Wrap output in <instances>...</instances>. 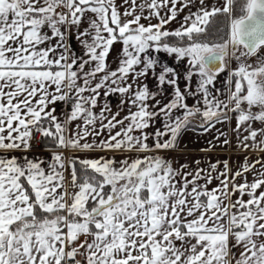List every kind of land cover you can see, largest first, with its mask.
Listing matches in <instances>:
<instances>
[{"label":"snow or ice","instance_id":"6c2138e0","mask_svg":"<svg viewBox=\"0 0 264 264\" xmlns=\"http://www.w3.org/2000/svg\"><path fill=\"white\" fill-rule=\"evenodd\" d=\"M261 50L264 0H0V264H264V178L235 183L261 161L230 178L158 154L232 120L264 153ZM161 54L187 64L183 90Z\"/></svg>","mask_w":264,"mask_h":264},{"label":"crops","instance_id":"0c3cea01","mask_svg":"<svg viewBox=\"0 0 264 264\" xmlns=\"http://www.w3.org/2000/svg\"><path fill=\"white\" fill-rule=\"evenodd\" d=\"M213 3H215V0H213ZM155 22V21H153ZM169 27H178V25L173 22L172 25ZM72 44L74 46V51L77 55L82 54L80 50V46L76 43V41L73 39ZM121 45L116 44L113 46V51L110 53L109 62L110 66L112 68L116 67V64L118 62V55L120 51ZM160 59L162 62L167 63L169 66L176 69V71L180 74V80L179 84L181 87V90L184 89L185 84L187 83L184 79V74L187 71V64L184 61H181L177 63L174 58L168 57L165 54H161ZM226 76L227 72L221 73L217 77V82L215 87L217 89H220L222 92L226 94ZM149 83V87L153 91H160L161 95L157 98L161 100L162 103H166L168 100L172 98V89L168 86H165L164 89L161 91L156 84V81L154 79H150L147 81ZM198 84V77L193 76L191 81V90L195 91ZM220 99H225V95H221L219 97ZM107 100L109 101L113 111H115L119 105L120 97L119 95H112L107 97ZM196 98L195 97H189L187 100V103L191 106L195 103ZM101 104L104 103L103 100L100 101ZM149 103H153L150 101ZM65 109H67V106H63ZM126 112H121V116L125 115ZM200 123L199 118H195L193 120L194 125H198ZM157 127L160 125L157 124ZM236 124L235 121L232 120L228 123H221L217 124L215 128H212L210 131L205 132L204 130L197 131V130H189L183 133L180 142L179 147L174 151H164L158 153L159 155L164 156L165 158H168L172 161L174 168H179L183 164L189 165V168H195V161L200 160L201 167H207V164L209 162H221L219 167L220 170H223V162L227 161L229 165V177L231 178L232 174L235 173L238 170H242V165L245 163V159L247 158V163L249 165L254 164L257 160L261 161V164H264V153L259 152L254 149L249 150H243L241 147L237 146V134L232 131L233 128H235ZM224 132L227 136V139L231 141L228 145H223L222 140L224 137H221L219 141L215 139L219 135V132ZM212 141L216 144V147L212 149L210 152H202V148H207L209 146L208 142ZM151 143V141H149ZM14 155H21V153H13ZM30 157L33 156H39L41 158H50V152L41 149L40 143H34L33 150L28 153ZM65 155H72L71 152H65ZM94 155H105V153H96ZM108 155H112V153H108ZM117 158H121L120 153H115ZM127 155V154H125ZM132 155H145L143 153L141 154H132ZM261 164H255V167L252 168L251 171L244 173L243 176L237 177L235 183L241 184L244 182L245 177L247 178V181L251 183L254 178L260 179L264 177H260L259 173L264 172V168L261 167ZM219 181L214 180L212 185L210 187H215ZM258 191H264V186ZM239 196V193L236 194V196L233 197V200H235ZM246 197V196H245ZM244 197V199H245ZM246 200V199H245Z\"/></svg>","mask_w":264,"mask_h":264},{"label":"rangeland","instance_id":"374dc122","mask_svg":"<svg viewBox=\"0 0 264 264\" xmlns=\"http://www.w3.org/2000/svg\"><path fill=\"white\" fill-rule=\"evenodd\" d=\"M261 55H264V50H261ZM253 59H255V58H253ZM235 67H236V63H235V61H230V62L228 63V68H227L226 72L230 71L231 69H234ZM121 158H122V157H121ZM245 199L247 200L248 197L246 196Z\"/></svg>","mask_w":264,"mask_h":264},{"label":"trees","instance_id":"16d2710c","mask_svg":"<svg viewBox=\"0 0 264 264\" xmlns=\"http://www.w3.org/2000/svg\"><path fill=\"white\" fill-rule=\"evenodd\" d=\"M222 19V18H221ZM197 118H199V117H197ZM195 130H197V131H201V130H203V129H200V128H195ZM40 148L41 149H44L45 150V145L43 144V143H40Z\"/></svg>","mask_w":264,"mask_h":264}]
</instances>
